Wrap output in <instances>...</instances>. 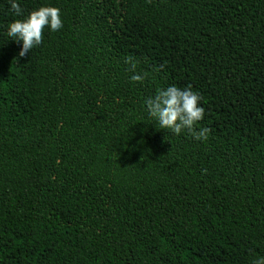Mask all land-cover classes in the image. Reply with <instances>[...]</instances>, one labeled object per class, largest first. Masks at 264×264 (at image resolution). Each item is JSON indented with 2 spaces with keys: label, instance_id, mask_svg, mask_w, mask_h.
<instances>
[{
  "label": "trees",
  "instance_id": "1",
  "mask_svg": "<svg viewBox=\"0 0 264 264\" xmlns=\"http://www.w3.org/2000/svg\"><path fill=\"white\" fill-rule=\"evenodd\" d=\"M38 5L64 27L19 57L0 0V264L264 257V0ZM169 85L202 96L206 141L148 116Z\"/></svg>",
  "mask_w": 264,
  "mask_h": 264
},
{
  "label": "clouds",
  "instance_id": "2",
  "mask_svg": "<svg viewBox=\"0 0 264 264\" xmlns=\"http://www.w3.org/2000/svg\"><path fill=\"white\" fill-rule=\"evenodd\" d=\"M6 5L14 19L4 25L5 35L10 41L20 44L19 57H24L31 49L42 44L46 28L50 32H59L64 27L61 9L58 7L38 5L25 14L22 0H6ZM125 63L133 73L130 81L143 84L148 74L137 72V63L130 56L126 57ZM143 104L148 116L160 129L168 130L174 136L187 131L192 134L194 140L208 139L209 128H195V125L203 120L205 109L202 106V96L194 91L191 85L183 88L176 85L159 88L154 95L147 97ZM252 264H264V257L254 259Z\"/></svg>",
  "mask_w": 264,
  "mask_h": 264
}]
</instances>
